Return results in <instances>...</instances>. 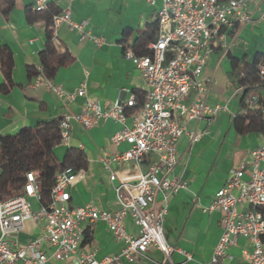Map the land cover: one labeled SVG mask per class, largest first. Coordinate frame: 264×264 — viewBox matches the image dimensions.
I'll return each mask as SVG.
<instances>
[{
    "label": "built area",
    "instance_id": "1",
    "mask_svg": "<svg viewBox=\"0 0 264 264\" xmlns=\"http://www.w3.org/2000/svg\"><path fill=\"white\" fill-rule=\"evenodd\" d=\"M144 1L155 10L156 37L147 43L144 53L137 54L129 47L123 53L141 73L145 84L142 96L130 94L125 101L101 107L87 98L86 70L72 92L41 73L34 78L35 84L44 83L68 103L83 98L78 112L61 116L59 143L68 144L73 123L88 129L112 119L121 125L111 141L125 142L127 148L100 157L117 207L105 210L92 202L70 206L69 187L83 175V169L72 166L56 172L49 201L42 204L41 182L33 172H26L21 193L0 200V264H47L51 258L61 264L137 262L149 245L170 260L173 247L165 238L164 222L172 196L186 185L171 175L178 161V140L187 134L192 143L201 135L197 130L188 131L187 121L226 109L225 105L210 106L207 102L212 77H203L206 61L214 49L222 55L230 51L236 30L251 22L254 14L264 23V0ZM51 2L32 0L31 7L35 11L49 10ZM51 18L53 33L61 23H67L80 39L91 40L96 46L102 44L101 37L85 30V20H72L68 8L52 13ZM257 73L264 81L263 61L257 65ZM249 101L258 104L256 95ZM262 120V141L249 153L248 171L243 164L232 170L211 202L202 207L203 212L221 213L220 235L210 260L213 263L230 257L229 248L243 237L251 249H243L242 257L250 264H264V108ZM31 198L39 202L36 210L32 209ZM127 218L137 226L136 235L127 230ZM28 219L41 222L42 233L20 243L14 238ZM97 220L103 221L112 237L121 242L117 251L100 259L95 257V250L81 249L85 231L82 223ZM169 264L174 263L170 260Z\"/></svg>",
    "mask_w": 264,
    "mask_h": 264
},
{
    "label": "crops",
    "instance_id": "2",
    "mask_svg": "<svg viewBox=\"0 0 264 264\" xmlns=\"http://www.w3.org/2000/svg\"><path fill=\"white\" fill-rule=\"evenodd\" d=\"M60 10L68 8L75 22L86 21L85 30L102 38L96 46L91 40L80 39L67 23H61L54 34L60 42L59 48H67L72 61L59 67L52 78L66 91H74L80 84L84 70L88 72L87 98L97 101L101 107L110 106L116 100L125 101L130 94L143 95L145 84L139 69L126 58L121 42L124 29L131 31L129 41L155 20V10L144 0H51ZM32 0H14L7 14L0 12V47L8 46L13 54L12 81L14 85L7 93L0 92V136L14 134L23 126H35L40 121L60 118L65 113L80 110L82 97L67 102L59 98L44 83L28 80L27 66H38L39 51L45 44V23L38 18L29 22L26 10ZM259 52L264 55V23L253 20L236 30V37L229 54L214 49L209 55L203 77H212L207 102L210 106L225 105L213 116L186 122L188 131L201 132L200 137L190 142L187 134L177 143V164L173 176L185 182V187L172 196L164 222V235L173 247L170 260L174 264H250L242 257V250L251 249L248 241L239 237L237 244L228 250L230 257L218 263L211 256L220 235L219 211L203 212L215 192L224 184L232 170L244 165L249 167V153L260 145L262 131L238 133L234 128V116L240 107L244 87L232 75L231 58L244 57L251 62ZM4 80L0 69V85ZM264 106V84L257 90ZM130 122V120H128ZM121 128L118 122L106 119L97 126L85 129L73 123L69 142L57 144L53 151L62 159L68 147L82 149L86 157V168L82 177L70 187V206L92 202L105 210L117 207L108 173L102 167L100 157L127 148L125 142L113 144L111 136ZM32 209L39 207L36 198L30 199ZM90 235L81 249L95 250L97 259L115 252L121 242L115 240L103 221L82 223ZM127 230L133 234L138 228L131 218L126 220ZM43 224L28 219L24 228L14 239L20 243L32 240L42 233ZM264 240V239H263ZM51 249H47L50 253ZM76 258L73 257L72 261ZM170 260L155 246L149 245L146 253L137 262L123 261L120 264H169ZM15 264H21L16 262ZM47 264H61L51 258Z\"/></svg>",
    "mask_w": 264,
    "mask_h": 264
},
{
    "label": "trees",
    "instance_id": "3",
    "mask_svg": "<svg viewBox=\"0 0 264 264\" xmlns=\"http://www.w3.org/2000/svg\"><path fill=\"white\" fill-rule=\"evenodd\" d=\"M14 0H0V12L7 14ZM58 6L51 2L49 10H26L27 20L31 23L40 18L45 23V44L39 51L38 66H27L26 76L28 80L43 74L52 79L57 69L72 61L71 53L67 48H59L60 42L51 28L52 13L58 12ZM156 21L147 24L132 41H129L131 31L124 29L121 42L123 50L131 48L135 53H144L149 41L156 37ZM229 54V51L227 52ZM264 62V55L257 52L251 62L242 58H231V73L241 86L244 93L240 107L234 116V128L238 133L250 131H262V108L257 90L264 81L259 79L257 65ZM14 65L13 54L8 46L0 47V69L4 80L0 85V92L7 93L14 85L12 81V68ZM256 95L257 105L250 103V98ZM142 96V95H140ZM138 96V97H140ZM56 118L49 121H40L35 126H23L14 134L0 136V200L16 196L21 193L26 172H33L41 182L39 191L40 202L47 204L50 190L55 182V174L67 166L74 169L86 168V157L80 148L68 147L64 157L60 160L55 155L53 148L60 142L59 121ZM264 216V209L262 210ZM90 235L84 231L82 243L89 241ZM264 239V238H263Z\"/></svg>",
    "mask_w": 264,
    "mask_h": 264
}]
</instances>
